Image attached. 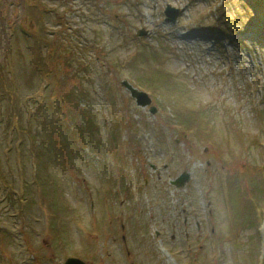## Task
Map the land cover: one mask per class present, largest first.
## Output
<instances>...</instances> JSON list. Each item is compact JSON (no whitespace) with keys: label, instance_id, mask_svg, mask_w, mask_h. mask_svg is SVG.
Listing matches in <instances>:
<instances>
[{"label":"rangeland","instance_id":"obj_1","mask_svg":"<svg viewBox=\"0 0 264 264\" xmlns=\"http://www.w3.org/2000/svg\"><path fill=\"white\" fill-rule=\"evenodd\" d=\"M255 22L264 0H0V264H261Z\"/></svg>","mask_w":264,"mask_h":264},{"label":"water","instance_id":"obj_2","mask_svg":"<svg viewBox=\"0 0 264 264\" xmlns=\"http://www.w3.org/2000/svg\"><path fill=\"white\" fill-rule=\"evenodd\" d=\"M165 13L173 20L176 19V16H177V10L171 8V7H167L165 9ZM140 34H144L143 31H139ZM123 85H125L130 91H131V94L133 96H135L137 98V101L139 104L141 105H146L147 104V101L149 100L145 93L143 92H139L137 91L135 88H133L130 84H128L126 81L123 82ZM188 179V176L187 174H182L180 175L175 181L174 183L177 185V186H181L183 185ZM64 264H87L86 262L82 261L81 259L77 258V257H68Z\"/></svg>","mask_w":264,"mask_h":264},{"label":"trees","instance_id":"obj_3","mask_svg":"<svg viewBox=\"0 0 264 264\" xmlns=\"http://www.w3.org/2000/svg\"><path fill=\"white\" fill-rule=\"evenodd\" d=\"M247 7H248V5H247ZM252 19L253 18H248V19H246V21L250 22V21H252ZM253 25L255 26V29L257 31V32L255 31L257 33L256 39L262 43L261 45L264 48V36H263V34H264V22H261V23L255 22ZM262 264H264V256H263Z\"/></svg>","mask_w":264,"mask_h":264}]
</instances>
